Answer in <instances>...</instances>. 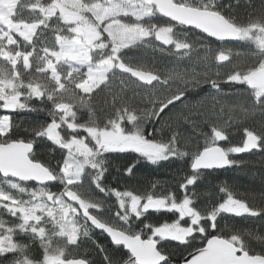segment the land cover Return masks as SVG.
<instances>
[{"label":"snow or ice","instance_id":"1","mask_svg":"<svg viewBox=\"0 0 264 264\" xmlns=\"http://www.w3.org/2000/svg\"><path fill=\"white\" fill-rule=\"evenodd\" d=\"M241 7L0 0V213L10 217L0 218V264H264V250L245 239L264 244V235L221 225L264 217V206L238 198L227 182L203 205L196 191L205 175L239 165L233 154L264 151V130L245 127L241 144L221 143L237 121L264 116V0H243V15ZM149 51L170 66L132 55ZM222 84L241 93L235 102L221 103L229 94ZM190 94L210 106L185 103ZM21 113L48 119L25 126L12 115ZM182 123L199 136L182 139ZM42 142H50L47 161L37 156ZM117 159L124 163L110 180ZM142 162H182L181 195L160 180L122 185ZM154 213L174 218L159 222Z\"/></svg>","mask_w":264,"mask_h":264},{"label":"trees","instance_id":"2","mask_svg":"<svg viewBox=\"0 0 264 264\" xmlns=\"http://www.w3.org/2000/svg\"><path fill=\"white\" fill-rule=\"evenodd\" d=\"M227 2V0H226ZM255 5H258L260 0H253ZM242 7L238 10L242 15L245 14V8L243 7V0H241ZM246 19V15H244ZM162 22V21H161ZM206 43L208 41H205ZM218 42L213 43L212 47L216 48ZM226 46L233 48L234 50H238L244 52L247 49V46L242 42H226ZM137 60L145 62L149 65L155 64L157 67L163 68L166 66H170L169 60L170 58L167 55H162L160 53H132ZM234 59H237L234 57ZM241 62L245 60L244 56L238 58ZM195 60V56L193 57ZM185 64H188V61H184ZM215 70V66L213 65ZM197 70H202V66H198ZM222 87L225 89L227 95H223L220 97L221 103L235 102V98L241 95L238 91H232V86L229 84H222ZM201 99L206 100V106H210L211 101L207 100L205 97H195L192 94L189 95L188 101L185 103H190L194 106L197 105V102ZM178 107H182V105H178ZM220 110V105H217V112ZM193 111H195V107H193ZM187 113L188 110L185 109ZM7 114L4 112H0V115ZM13 118L17 122H23V125L27 126L36 122H44L48 119L43 113H21V114H12ZM229 116L228 108L225 106L223 111V120H227ZM249 128L251 130H255L260 132L264 130V116H261L259 112H257L254 116H251L243 121H237L236 124L233 125L232 128L228 129L229 134V142H221L223 146H230V144H241L243 140V128ZM183 133L182 139H187L188 137H198L199 133L195 132L192 127H190L186 123L181 124L180 128ZM207 130V129H205ZM50 142H42L37 145V156L41 160H49L50 155L47 151ZM195 145L193 144L192 147ZM58 155V153H57ZM233 159L241 161V163L237 166H233L231 168L222 170V171H214L211 174H207L204 176L203 180L199 182L197 186L198 193V202L203 205L209 199L215 200L219 194L218 186L227 182L228 185L231 186L235 195L238 198L246 200L253 207H261L264 206V151L253 150L250 153H242V154H233ZM131 162V161H128ZM115 167L111 169L112 176L109 177L110 180L114 176L117 175L116 167H119L124 161L115 160ZM185 171H188L182 162L175 163H163L160 166H152L146 165L143 162L139 165L138 171L134 177L131 179L121 178V184H128L133 187L143 188L149 184V182L154 180H160L164 182L166 185V190L168 187L176 190L177 196H180L176 180L181 177ZM115 183V181H113ZM55 190V188H54ZM209 193L210 195H207ZM109 204H113L114 201H109ZM107 208V205H106ZM0 218L10 219L6 214L0 213ZM154 220H158L159 222H163L164 220H171L174 217L172 214H162V213H154ZM227 223L229 226H234L235 228H239L242 230H248L249 232L264 235V217H231L226 220L221 221V225L223 226ZM96 239L99 240L102 244L106 243V238L99 234L95 233ZM246 240H249L253 251L259 252L264 250V244L251 239L249 237H245ZM34 255H39L38 250L33 249ZM95 253L89 252V256H94Z\"/></svg>","mask_w":264,"mask_h":264},{"label":"water","instance_id":"3","mask_svg":"<svg viewBox=\"0 0 264 264\" xmlns=\"http://www.w3.org/2000/svg\"><path fill=\"white\" fill-rule=\"evenodd\" d=\"M228 42H237V41H228ZM222 170H225V169L216 170V171H222ZM97 232H98V231H97Z\"/></svg>","mask_w":264,"mask_h":264},{"label":"flooded vegetation","instance_id":"4","mask_svg":"<svg viewBox=\"0 0 264 264\" xmlns=\"http://www.w3.org/2000/svg\"><path fill=\"white\" fill-rule=\"evenodd\" d=\"M99 233V232H98ZM99 234H101V233H99ZM101 235H103V234H101ZM104 236V235H103ZM105 237V236H104ZM106 238V237H105Z\"/></svg>","mask_w":264,"mask_h":264}]
</instances>
